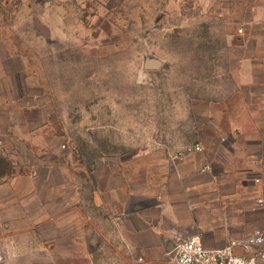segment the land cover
Returning <instances> with one entry per match:
<instances>
[{
  "label": "rangeland",
  "instance_id": "rangeland-1",
  "mask_svg": "<svg viewBox=\"0 0 264 264\" xmlns=\"http://www.w3.org/2000/svg\"><path fill=\"white\" fill-rule=\"evenodd\" d=\"M223 2L0 0V264H139L92 204L93 168L155 162L206 127Z\"/></svg>",
  "mask_w": 264,
  "mask_h": 264
},
{
  "label": "crops",
  "instance_id": "crops-1",
  "mask_svg": "<svg viewBox=\"0 0 264 264\" xmlns=\"http://www.w3.org/2000/svg\"><path fill=\"white\" fill-rule=\"evenodd\" d=\"M222 13L229 64L206 127L185 145L159 146L155 162L93 168L92 204L106 211L139 264H172L174 232H200L207 247L219 248L264 229V0H224ZM193 143L203 150L172 157Z\"/></svg>",
  "mask_w": 264,
  "mask_h": 264
},
{
  "label": "built area",
  "instance_id": "built-area-1",
  "mask_svg": "<svg viewBox=\"0 0 264 264\" xmlns=\"http://www.w3.org/2000/svg\"><path fill=\"white\" fill-rule=\"evenodd\" d=\"M201 143L186 145L183 149L172 154L173 158L187 152L203 150ZM210 168L205 164L202 170ZM174 248L172 258L176 264H260L264 262V229H256L251 234L231 240L224 247H207L203 242L202 233L173 234ZM241 248L243 252H237Z\"/></svg>",
  "mask_w": 264,
  "mask_h": 264
},
{
  "label": "water",
  "instance_id": "water-1",
  "mask_svg": "<svg viewBox=\"0 0 264 264\" xmlns=\"http://www.w3.org/2000/svg\"><path fill=\"white\" fill-rule=\"evenodd\" d=\"M162 65V60L154 55H149L145 57L144 66L146 68H158Z\"/></svg>",
  "mask_w": 264,
  "mask_h": 264
}]
</instances>
